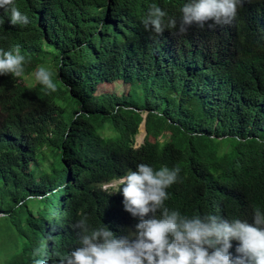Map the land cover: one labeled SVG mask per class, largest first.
<instances>
[{"label":"trees","instance_id":"1","mask_svg":"<svg viewBox=\"0 0 264 264\" xmlns=\"http://www.w3.org/2000/svg\"><path fill=\"white\" fill-rule=\"evenodd\" d=\"M189 2L14 0L29 18L15 26L0 8V50L25 57L22 77L0 75L2 264H33L48 236L49 254H68L82 213L132 234L138 218L103 186L139 163L181 168L165 204L183 215L251 223L264 211V0H243L230 25L144 29L153 4L179 20ZM40 67L55 93L27 85ZM116 81L125 93H96Z\"/></svg>","mask_w":264,"mask_h":264},{"label":"clouds","instance_id":"2","mask_svg":"<svg viewBox=\"0 0 264 264\" xmlns=\"http://www.w3.org/2000/svg\"><path fill=\"white\" fill-rule=\"evenodd\" d=\"M242 2L191 0L183 5L179 20L153 4L142 23L146 31L156 35L169 30L180 36L194 24L230 25ZM0 8L10 13L11 25L29 24L28 16L14 5V0H0ZM24 66L19 46L0 50V75L22 77ZM53 75L48 68L40 67L35 80L55 93ZM180 173L179 166L154 169L139 163L135 171L103 186L108 195L121 193L124 210L138 218L132 234L117 236L107 225L93 227L88 215L82 213L72 225L79 245L66 255L56 249L49 254L48 236L32 249L33 264H264V211L256 207L251 223L215 214L183 215L165 204L167 189L180 179ZM233 240L239 242L235 256L229 251Z\"/></svg>","mask_w":264,"mask_h":264},{"label":"rangeland","instance_id":"3","mask_svg":"<svg viewBox=\"0 0 264 264\" xmlns=\"http://www.w3.org/2000/svg\"><path fill=\"white\" fill-rule=\"evenodd\" d=\"M26 77H27L26 80L29 81V83H27V85H31L33 83V81L35 80V74L34 73H32L31 75H28ZM126 89H127V86L125 84L119 82V81L112 82V83H106L105 82V83H100L97 86L96 93L99 94L102 92H115L116 94H123L126 92ZM144 134H145V132H144L143 127L139 126V131L135 137V146H138L139 144L142 143L143 136H145ZM3 240H2L1 229H0V249L3 248V245H2ZM2 259L3 258L0 257V264L3 263Z\"/></svg>","mask_w":264,"mask_h":264},{"label":"water","instance_id":"4","mask_svg":"<svg viewBox=\"0 0 264 264\" xmlns=\"http://www.w3.org/2000/svg\"><path fill=\"white\" fill-rule=\"evenodd\" d=\"M141 126L143 127L144 132L146 133L144 121L141 122L140 127H141ZM144 135H145V134H144ZM143 138H144V136H143ZM142 140H143V139H142ZM142 142H143V141H142Z\"/></svg>","mask_w":264,"mask_h":264}]
</instances>
